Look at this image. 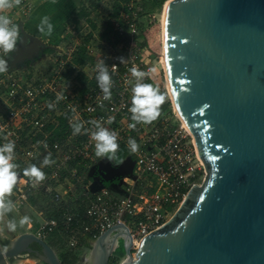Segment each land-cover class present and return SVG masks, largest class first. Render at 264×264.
<instances>
[{"label":"built area","instance_id":"obj_1","mask_svg":"<svg viewBox=\"0 0 264 264\" xmlns=\"http://www.w3.org/2000/svg\"><path fill=\"white\" fill-rule=\"evenodd\" d=\"M33 1L12 0L13 7L3 10L7 15L10 12L20 36L21 21L31 13ZM134 8L131 18L124 12L115 20L118 40L107 51L92 47L69 22L65 30L74 41L55 45L43 67L14 65V50L5 57L8 72L0 73V145L15 141V203L19 207L35 203L42 222L31 226V232L66 255H80L79 264L88 259L96 239L116 225L126 227L132 250H137L206 176L192 134L174 109L165 69L149 45V17ZM81 54L86 56L83 61ZM101 59L112 79L108 100L95 78V65ZM133 66L143 71L155 68L143 82L165 95L160 115L148 124L131 119L135 78L129 70ZM80 121L84 126L74 135L71 124ZM90 121L118 133L119 149L113 161L95 156L91 132L96 129ZM133 123L136 126L129 127ZM130 138L138 144L134 153L128 146ZM121 151L134 161L132 172L120 178L124 190L96 188L94 176L99 167L106 163L118 168ZM49 154L54 163L44 165ZM33 164L44 172V180L36 182L23 174ZM118 250L119 245L109 264L126 259Z\"/></svg>","mask_w":264,"mask_h":264},{"label":"water","instance_id":"obj_2","mask_svg":"<svg viewBox=\"0 0 264 264\" xmlns=\"http://www.w3.org/2000/svg\"><path fill=\"white\" fill-rule=\"evenodd\" d=\"M46 48L22 29L13 64ZM165 73L206 176L135 255L130 233L116 225L96 239L87 263L109 264L123 239L122 264H264V0H173ZM133 166L132 159L118 168L104 163L97 173L113 182ZM32 245L37 261L64 264L32 232L0 233V262Z\"/></svg>","mask_w":264,"mask_h":264},{"label":"clouds","instance_id":"obj_3","mask_svg":"<svg viewBox=\"0 0 264 264\" xmlns=\"http://www.w3.org/2000/svg\"><path fill=\"white\" fill-rule=\"evenodd\" d=\"M11 7H13L11 0H0V73L8 72V59H5V57L15 50L20 40L18 25L13 23L10 16L3 11ZM37 27L39 32L43 34L50 35L53 32V24L48 16H43ZM95 71L97 84L104 94V99L108 100L111 97L112 79L103 59L96 63ZM129 71L135 78V84L132 87V105L129 109L132 113L131 119L136 123H151L160 115V105L165 101V95L158 87L151 83L143 82L149 72H155L156 69L151 68L148 71H143L133 66ZM52 106L49 104L50 108ZM90 123L96 129L91 132V139L95 141V156L106 157L108 160L113 161L119 149L118 133L115 130L110 131L106 127L101 126L99 121H90ZM83 126L84 121L72 123L73 134L80 133ZM135 126V123L129 125L132 128ZM84 131L87 132L88 129H84ZM128 146L133 153L138 150V144L135 139L130 138ZM15 147L14 140H9L0 145V216L12 212L15 207L14 202L6 198L12 192L17 182L18 174L15 169L18 165L14 163ZM42 163L44 165L54 163L51 160V154L45 157ZM23 174L34 178L36 182L42 181L45 178L44 172L35 164L25 168ZM29 222L30 217L27 215L22 216L19 220L20 225H25ZM7 227L10 231H15L17 222L10 219Z\"/></svg>","mask_w":264,"mask_h":264},{"label":"rangeland","instance_id":"obj_4","mask_svg":"<svg viewBox=\"0 0 264 264\" xmlns=\"http://www.w3.org/2000/svg\"><path fill=\"white\" fill-rule=\"evenodd\" d=\"M166 1L162 0H94L90 3L91 7H83L78 9L77 12L72 15L69 19L63 22V30L58 33V36H55L57 32L53 35L54 37L50 38L48 35H43L44 42L48 44L50 48L40 50V52L34 58H25L22 62L18 63L21 67H43V63L46 61V57H49L54 51L55 45L65 46L67 41L73 40V37H70L65 28L68 26L69 22H72L76 25L78 32L85 37L86 42H90V45L98 51H107L109 50L114 43L118 40L117 33L115 30L114 22L115 20L121 17V14H125L131 18L133 12L135 11L134 7H139L141 11L149 17L148 22H151L149 27V45L152 49L153 55L158 58V61L161 60L162 53H160V42H162L161 35V14L164 8ZM90 11V12H88ZM10 15V12H8ZM15 16V14H14ZM98 17V23L102 24V27L96 31L95 19ZM127 21V19H124ZM160 28V30H159ZM87 35V36H85ZM159 36V39L157 38ZM21 37V36H20ZM160 40V41H159ZM58 44H55L57 43ZM82 59L86 58L84 54H81ZM47 62V61H46ZM163 62V61H162ZM49 63V61H48ZM46 64L44 65V67ZM164 79V75H163ZM164 82V81H163ZM131 158H127L126 154L121 151L117 164L120 166ZM133 160V159H132ZM123 161V163H121ZM110 162V161H109ZM119 166V167H120ZM110 167V166H108ZM117 168V167H113ZM125 176V175H124ZM121 176L120 178L124 177ZM117 179L115 182H104L100 175L95 174V187L100 188L103 186H113L112 189L118 193L122 192L123 186H121V180ZM7 199H11L14 202L15 207L12 212L0 216V232L8 238L15 239L18 235L31 232L32 227H37L39 223L42 222V217L39 215V208L35 206V203H29L27 206L19 207L15 203V197L13 192L8 194ZM177 210V209H176ZM175 213V212H174ZM27 215L30 217V222L25 225H20L19 220L22 216ZM40 216V217H39ZM38 217V218H37ZM15 220L17 222V228L15 231H10L7 227L9 220ZM50 244V243H49ZM51 245V244H50ZM52 247L58 253L60 259L65 261L66 254L58 247L53 245ZM124 242L123 239H119V250L118 255L122 258L124 257ZM132 253L135 255L136 250H132ZM88 256V255H87ZM33 258H22L19 261H29L30 264H44L40 261H35ZM18 261V262H19ZM27 264V263H24Z\"/></svg>","mask_w":264,"mask_h":264},{"label":"crops","instance_id":"obj_5","mask_svg":"<svg viewBox=\"0 0 264 264\" xmlns=\"http://www.w3.org/2000/svg\"><path fill=\"white\" fill-rule=\"evenodd\" d=\"M92 1L94 0H34V7L31 13L21 21V27L29 34L44 41L43 35L48 34L40 33L37 26L43 16H48L53 24V32L48 36L50 38L54 37L55 32H57L55 36H58V33L63 30V22L74 15L78 9L91 7L90 3ZM94 19V22L98 24V26L96 25V31H98L103 23H98V17ZM55 44H58V42ZM36 207L38 206L36 205Z\"/></svg>","mask_w":264,"mask_h":264},{"label":"bare ground","instance_id":"obj_6","mask_svg":"<svg viewBox=\"0 0 264 264\" xmlns=\"http://www.w3.org/2000/svg\"><path fill=\"white\" fill-rule=\"evenodd\" d=\"M172 1L173 0H167L166 1L165 5H164V8H163V11H162V14H161V35H162V42H161V53H162V57H161V63L163 65L164 69H165V28H166V19H167V13L169 11V7H170ZM166 77H167V74H166ZM167 80H168V78H167ZM167 88H168L169 93H170V95L172 97L171 88H170V85H169V81H167ZM172 99H173V97H172ZM173 106H174V109H175L176 113L179 115V112L177 110V107H176L175 103H173ZM0 233H2V232H0ZM35 261L37 262V260H35ZM24 263H30V262L29 261H27V262H23V261L20 262L19 261L17 264H24ZM81 264H88L87 263V259L83 260L81 262Z\"/></svg>","mask_w":264,"mask_h":264},{"label":"flooded vegetation","instance_id":"obj_7","mask_svg":"<svg viewBox=\"0 0 264 264\" xmlns=\"http://www.w3.org/2000/svg\"><path fill=\"white\" fill-rule=\"evenodd\" d=\"M30 248L32 249V251L23 252L18 257L13 258V259L6 258L5 262H2V263L0 262V264H17L18 261L22 258L27 257V258H33L34 259L38 256L39 253H41L39 247H37L36 245L30 246ZM24 262H27V261H24ZM27 264H30V263H27Z\"/></svg>","mask_w":264,"mask_h":264},{"label":"trees","instance_id":"obj_8","mask_svg":"<svg viewBox=\"0 0 264 264\" xmlns=\"http://www.w3.org/2000/svg\"><path fill=\"white\" fill-rule=\"evenodd\" d=\"M119 1H125V0H119ZM162 1H167V0H162ZM159 30H160V28H159ZM157 38L159 39V36H157ZM160 53H161V42H160ZM84 59H86V58H84ZM84 59L81 58V61H83ZM47 216H50V215H47ZM117 254H118V251H117ZM123 256H125V253ZM80 261H81L80 255L69 254V255H66L65 261L63 260V263L64 264H79Z\"/></svg>","mask_w":264,"mask_h":264}]
</instances>
